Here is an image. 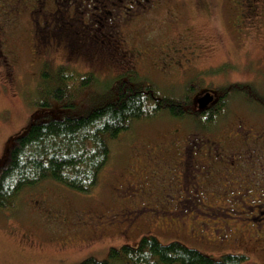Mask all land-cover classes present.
<instances>
[{
  "label": "flooded vegetation",
  "instance_id": "obj_1",
  "mask_svg": "<svg viewBox=\"0 0 264 264\" xmlns=\"http://www.w3.org/2000/svg\"><path fill=\"white\" fill-rule=\"evenodd\" d=\"M192 10L195 24L212 15L233 19L223 25L233 44L223 53H230L239 69L221 74L225 67L218 64L228 65L224 54L217 62L208 61L214 45L191 23ZM106 51L116 57L112 77L145 70L166 94L182 96L177 108L188 114L170 116L178 127L169 129L166 139L140 141L131 148L127 143L115 166H122L129 152L134 169L127 170V179L117 173L111 178L113 207L76 213L74 225L88 224L80 232L62 231L58 246L88 244L103 227L125 240L133 232L153 231L152 226L159 233H174L178 228L172 225L178 223L199 224L198 232L188 228L183 233L179 227L183 235L199 239L202 230L210 229L218 245L231 241L224 234L229 229H245L264 244V0H0V75L6 83L18 77L26 58L33 69L25 77L48 80L61 66L67 75L83 77L89 69L78 70L69 60L86 65V57L97 69ZM213 67L214 76H202ZM166 174L172 175L167 186L161 184ZM198 213L213 220L197 221ZM161 214L173 218L164 230L157 228ZM238 238L235 231L232 239Z\"/></svg>",
  "mask_w": 264,
  "mask_h": 264
},
{
  "label": "rangeland",
  "instance_id": "obj_2",
  "mask_svg": "<svg viewBox=\"0 0 264 264\" xmlns=\"http://www.w3.org/2000/svg\"><path fill=\"white\" fill-rule=\"evenodd\" d=\"M189 13L192 19L191 23H193V16L191 15L194 14L193 10L189 11ZM217 19V15H212L210 19H200L197 24H193L201 29L199 34L204 37V41L207 42L209 40L215 46L208 53V61L217 62L222 58L221 55L224 54V58L228 63L227 69L225 62L219 63L218 66L225 67L221 74L229 75L235 67L236 71L240 66L238 62L231 60L230 53H223L225 46H233L230 29L224 28L223 25L225 23L232 24L233 19L230 17L222 18V20ZM191 34L192 36L194 35L193 31H191ZM103 39L106 43L107 39L105 37ZM83 52L86 54L87 51L83 50ZM106 52L102 64H98L97 69L89 63L91 59L86 57H84L88 61L86 65H81L80 62L78 63L75 60H69L73 61L72 65L78 70L84 68L95 72L99 70L98 73L104 74V77L95 73L97 80L93 84H79V80L74 79L75 82L70 83L71 89L68 90L66 96L61 98H56L51 93H45L36 88L37 85L43 83L42 77L37 75L24 76L25 72L33 69L30 64L31 61L27 58L24 62L22 61L23 67H20L19 75L14 80L8 79L6 83L2 78L4 76L0 75V161L4 157L12 139L24 133L31 119L47 114L51 117H57L63 111L71 109L80 111L89 106L92 97L98 95V91H102L107 84L103 78H109L115 66V62L112 59L116 57ZM49 68L50 71L53 69L52 63L49 64ZM216 68L213 67L211 71L202 72V76H214ZM74 83L77 84L74 86ZM47 85L51 86L50 83ZM42 101H47L49 106L37 104ZM176 122L168 113L162 112L149 121L135 123L128 135L119 136V140L112 142L108 162L100 172L98 183L90 193L77 192L50 178L42 180L35 186L25 187L10 207L0 209V264H77L88 257L105 259L110 247H117L121 244L120 242L134 243L136 239L138 240L140 237L137 235L138 233L133 232L126 236L124 240L123 237L115 234L117 233L116 231H112L113 228H109L110 232H108L103 227V233L96 232L94 239L88 244L74 242L67 247L58 246L61 242V238L58 235L62 231L68 233H70L69 231L80 232L88 224L79 223L77 224L78 226L74 225L71 221H76V213H81L82 211H103L113 207L115 201H112L110 197L111 178L117 173L118 177L127 179L130 177L127 170L133 171L134 169V166H132L134 165L132 161L133 155L129 152L124 163L122 162L123 165L120 167L115 166L117 163L120 164L119 160L123 157L122 154L125 152L127 143L131 141V148L132 144L135 145L140 141L147 144L148 140L152 138L155 139L162 136L163 139H166L165 136L170 134V130L178 127ZM122 150L123 152L120 154ZM147 168L150 169V164L147 165ZM148 169H144L143 172L147 175L149 181L152 182L153 179L149 176ZM171 177L172 175L166 174L161 184L167 186L166 184H168ZM155 186L161 188L156 182ZM39 209H43V212ZM156 210L162 211V206H158ZM151 212L154 213L155 209ZM198 214L197 221L203 219L213 220L207 214ZM161 215L164 219H157L160 221L157 228L164 230L163 227H167L166 224H172L171 219L173 218L167 214ZM174 219H178V217H174ZM60 221L66 224H62ZM57 222H60V226ZM198 225L197 223H186L185 225L178 223L172 225L175 229L178 228L177 231L170 234L159 233L152 226V234L157 236L162 243L176 240L214 258H219L225 253H241L248 256L249 260L255 264H264V244L252 239L247 230L229 229L225 231L224 234L231 237V241L217 247L213 246L218 243L217 241H212L213 232L210 229L208 232L207 230H202L203 239L194 238L193 234L183 235L179 229V227H183V233L189 231L188 228L198 232L200 230ZM235 231L239 236L238 240L232 239L235 236ZM93 244H95L94 247L91 246Z\"/></svg>",
  "mask_w": 264,
  "mask_h": 264
},
{
  "label": "trees",
  "instance_id": "obj_3",
  "mask_svg": "<svg viewBox=\"0 0 264 264\" xmlns=\"http://www.w3.org/2000/svg\"><path fill=\"white\" fill-rule=\"evenodd\" d=\"M66 70L61 66L54 77L43 80L38 90L61 98L74 79L80 84L97 80L91 69L83 77L78 72L67 75ZM149 76L144 70L104 78L107 84L85 109L31 119L24 133L12 139L0 161V209L10 207L25 187L46 178L77 192L90 193L108 162L112 142L135 123L149 121L166 109L172 117L188 114L177 108L179 102L183 104L181 95L166 94ZM37 104L49 106L47 101ZM152 233L139 235L134 243L120 242L109 249L105 259L88 257L77 264H255L245 254L225 253L214 258L176 240L162 243Z\"/></svg>",
  "mask_w": 264,
  "mask_h": 264
}]
</instances>
